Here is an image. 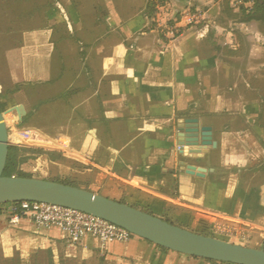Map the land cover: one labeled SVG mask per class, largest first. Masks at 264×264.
I'll return each instance as SVG.
<instances>
[{"label":"crops","instance_id":"0c3cea01","mask_svg":"<svg viewBox=\"0 0 264 264\" xmlns=\"http://www.w3.org/2000/svg\"><path fill=\"white\" fill-rule=\"evenodd\" d=\"M45 1L53 7L24 6L19 25L0 13V111L11 143L32 149L21 171L46 165L76 188L199 235L217 238L220 217L264 228V20L249 18L253 0ZM188 13L193 25L163 34ZM185 119L209 128L216 148L182 157L176 126ZM180 161L205 176L187 175ZM250 244L260 249V232ZM64 248L105 264H220L135 236L68 247L58 229L12 224L0 205V259Z\"/></svg>","mask_w":264,"mask_h":264},{"label":"water","instance_id":"95a60500","mask_svg":"<svg viewBox=\"0 0 264 264\" xmlns=\"http://www.w3.org/2000/svg\"><path fill=\"white\" fill-rule=\"evenodd\" d=\"M180 155L190 158L189 149L200 156L216 148L212 132L199 127L196 119L179 120L177 123ZM9 139L7 126L0 111V205L20 202L54 204L75 209L108 221L158 247L220 264H264V251L229 243L214 237L203 236L149 215L127 204L119 203L98 194L47 180L5 177ZM179 166L187 175L203 178L205 170L187 165Z\"/></svg>","mask_w":264,"mask_h":264},{"label":"built area","instance_id":"2783aa9c","mask_svg":"<svg viewBox=\"0 0 264 264\" xmlns=\"http://www.w3.org/2000/svg\"><path fill=\"white\" fill-rule=\"evenodd\" d=\"M196 19V16L188 13L183 19L175 21L171 25H165L162 32L166 37L169 36L170 39H173L181 28L193 25ZM8 139L11 142L12 138L9 133ZM8 205L12 224L17 223L21 218H26L38 228H56L65 235L68 247H74L85 236H90L102 244L112 241L126 242L133 237L126 230L108 221L75 209L34 202ZM256 232L261 234L260 249L264 251V228L226 217L218 218L212 227V233L215 236L232 239L248 240Z\"/></svg>","mask_w":264,"mask_h":264},{"label":"trees","instance_id":"16d2710c","mask_svg":"<svg viewBox=\"0 0 264 264\" xmlns=\"http://www.w3.org/2000/svg\"><path fill=\"white\" fill-rule=\"evenodd\" d=\"M42 2L45 3V6H46L45 8H47V9H50L53 7L52 4L46 2L45 0L44 1L43 0H34V1L33 0H0V13L2 14V16L8 17L10 19H11V16L13 17V19L15 21L11 20L9 23L18 24V23H21V21L24 20L25 17H27L26 14L23 12L24 6L29 5L33 8V10L41 11L43 8L41 5ZM263 6H264V0H253L254 16H250L249 18L250 19H252V18L257 19L258 18V19L264 20V7ZM12 7L14 9H11ZM152 7H153L152 3L148 4L149 9H151ZM11 10H16L15 12L13 11V15L11 13ZM261 13H262V15H261ZM257 14H260V16H257ZM21 153L22 152L19 150V148L12 145L10 140H9L8 155H7V161H6L5 169L3 172V176H5V177L14 176V177H22V178H31L29 175H27V174L21 172V170H19L20 164H22L24 161V158L22 157ZM49 181L75 187L71 182L65 181V180H49ZM120 203H123V202H120ZM143 212H145L149 215H152L151 212H146V211H143ZM162 220H164L165 222H167L171 225L176 226L175 224H173L171 221H169L166 218H163ZM203 236H210V235H203ZM162 249L166 250L164 248H162ZM209 262L217 263V262H213V261H209Z\"/></svg>","mask_w":264,"mask_h":264},{"label":"rangeland","instance_id":"374dc122","mask_svg":"<svg viewBox=\"0 0 264 264\" xmlns=\"http://www.w3.org/2000/svg\"><path fill=\"white\" fill-rule=\"evenodd\" d=\"M29 147H30L29 145L24 144V143L19 144V150L22 152V154L31 151L32 149H28ZM34 148L41 149L44 147L35 146ZM33 152H35V150H33ZM34 168H32L34 169V171L30 169V171L22 170L21 172L29 175L31 178H34V179L65 180L63 178H57V177L55 178L52 174L48 173L46 165L41 164V165L35 166ZM19 170H21L20 167H19ZM65 181H68V180L66 179ZM209 237H213V236H209ZM251 238L248 240H242V239H232V238H227L223 236H217V239L219 240L226 241V242L233 243V244H238V245L248 247V248H252L250 244ZM0 264H105V263L100 259V257L83 256L74 249L64 248L54 255L50 253H46V252L37 253L32 258H30L29 260L23 263H20L16 259L11 260V261H5V260L0 259Z\"/></svg>","mask_w":264,"mask_h":264}]
</instances>
